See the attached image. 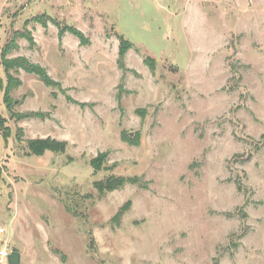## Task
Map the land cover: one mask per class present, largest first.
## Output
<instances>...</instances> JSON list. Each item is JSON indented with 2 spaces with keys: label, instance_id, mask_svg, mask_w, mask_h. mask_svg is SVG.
<instances>
[{
  "label": "rangeland",
  "instance_id": "1",
  "mask_svg": "<svg viewBox=\"0 0 264 264\" xmlns=\"http://www.w3.org/2000/svg\"><path fill=\"white\" fill-rule=\"evenodd\" d=\"M66 25L90 42L60 38ZM12 41L8 59L42 65L65 92L21 69L9 109ZM0 79V252L22 264H264V0H0ZM29 111L49 116H15ZM46 137L66 152L31 154ZM110 175L142 185L100 194Z\"/></svg>",
  "mask_w": 264,
  "mask_h": 264
},
{
  "label": "trees",
  "instance_id": "2",
  "mask_svg": "<svg viewBox=\"0 0 264 264\" xmlns=\"http://www.w3.org/2000/svg\"><path fill=\"white\" fill-rule=\"evenodd\" d=\"M35 20L46 24L45 16L37 17ZM66 32H70L75 36H77L80 39L81 43L83 44H88L90 42L89 39L85 36V34L81 30L68 25L60 29L59 32L60 38H62ZM27 38L29 39L30 43H34V37L32 36V33L30 32L27 33ZM119 39H120V48H119L118 65L121 69L127 70L125 59L128 51L133 47V43L125 39L122 35L119 37ZM13 44L14 42L12 41L8 45H6V47L3 49V65L5 67V73L7 76V84L3 90H4V100L9 109L13 108L14 105V100L11 97L12 91L18 88L19 86H21L22 84V81L14 76L15 73L17 74L21 69H23L28 73H33L37 75L38 78L48 87H59L60 89H62L61 82L55 80L48 73L47 69L42 65L31 62L30 60H28L26 57L23 56L16 57L13 59H8L6 55L10 53V51L12 50ZM146 63H148L151 70L155 71V61L153 58L148 57L146 59ZM11 70L14 71V74L11 73ZM3 82L4 81L0 79V90L4 86ZM62 91L65 92L64 89H62ZM53 94L54 96L57 95L56 93ZM67 98L75 102V100L72 99V97L68 96ZM79 104L82 107L89 105L86 102H79ZM139 112H144V111L139 110ZM15 116L18 119L33 118V117L46 118L49 116V114L43 111H29V112L17 113V115ZM122 139L123 141H126L131 145L138 146L141 144L140 133H137L134 137H132L129 133L123 131ZM67 146H68V141L59 140L52 137L34 138L28 141V148L30 150V153L35 154L37 156H42L47 151H51L54 153H65L67 150ZM108 155H109L108 151L100 152L97 156L91 159L90 164L95 171H99L104 168L105 163L108 159ZM128 184L142 185V178L140 176L110 175L104 179H100L94 182V186L96 187V189L100 194H105L107 192H112L118 189H122ZM131 206H132V201L128 200L125 204L121 206L120 210H118V212L112 218V220L116 221L117 223H120L121 219L126 214V212L130 210ZM68 209L73 210L72 205L71 207H68Z\"/></svg>",
  "mask_w": 264,
  "mask_h": 264
},
{
  "label": "water",
  "instance_id": "3",
  "mask_svg": "<svg viewBox=\"0 0 264 264\" xmlns=\"http://www.w3.org/2000/svg\"><path fill=\"white\" fill-rule=\"evenodd\" d=\"M8 264H22L21 254L19 251H12L8 255Z\"/></svg>",
  "mask_w": 264,
  "mask_h": 264
},
{
  "label": "built area",
  "instance_id": "4",
  "mask_svg": "<svg viewBox=\"0 0 264 264\" xmlns=\"http://www.w3.org/2000/svg\"><path fill=\"white\" fill-rule=\"evenodd\" d=\"M4 232H5V228L0 227V235L3 234ZM0 254H1V259L2 260H4L7 257V255H8L5 251H1Z\"/></svg>",
  "mask_w": 264,
  "mask_h": 264
},
{
  "label": "crops",
  "instance_id": "5",
  "mask_svg": "<svg viewBox=\"0 0 264 264\" xmlns=\"http://www.w3.org/2000/svg\"><path fill=\"white\" fill-rule=\"evenodd\" d=\"M129 51H130V50H129ZM129 51H128L127 55H126L127 57L129 56V55H128V54H129Z\"/></svg>",
  "mask_w": 264,
  "mask_h": 264
}]
</instances>
